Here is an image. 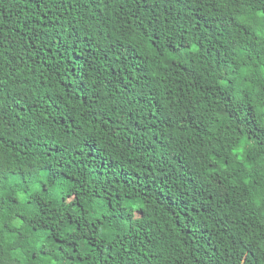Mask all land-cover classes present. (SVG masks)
Instances as JSON below:
<instances>
[{
    "label": "trees",
    "instance_id": "trees-1",
    "mask_svg": "<svg viewBox=\"0 0 264 264\" xmlns=\"http://www.w3.org/2000/svg\"><path fill=\"white\" fill-rule=\"evenodd\" d=\"M262 112L264 0H0V264H264Z\"/></svg>",
    "mask_w": 264,
    "mask_h": 264
},
{
    "label": "snow or ice",
    "instance_id": "snow-or-ice-1",
    "mask_svg": "<svg viewBox=\"0 0 264 264\" xmlns=\"http://www.w3.org/2000/svg\"><path fill=\"white\" fill-rule=\"evenodd\" d=\"M262 117H264V112L261 113ZM253 120H255V117H253Z\"/></svg>",
    "mask_w": 264,
    "mask_h": 264
}]
</instances>
